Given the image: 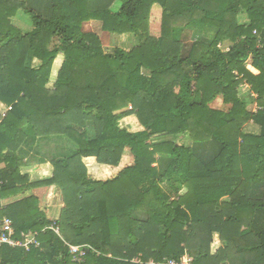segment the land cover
Returning a JSON list of instances; mask_svg holds the SVG:
<instances>
[{"label": "trees", "instance_id": "obj_1", "mask_svg": "<svg viewBox=\"0 0 264 264\" xmlns=\"http://www.w3.org/2000/svg\"><path fill=\"white\" fill-rule=\"evenodd\" d=\"M86 21L136 42L106 51ZM0 35V220L39 243L2 245L0 264H264V0H0ZM129 115L140 130L120 125ZM126 148L115 175L88 173L84 158L116 167ZM48 186L54 220L31 193Z\"/></svg>", "mask_w": 264, "mask_h": 264}, {"label": "rangeland", "instance_id": "obj_2", "mask_svg": "<svg viewBox=\"0 0 264 264\" xmlns=\"http://www.w3.org/2000/svg\"><path fill=\"white\" fill-rule=\"evenodd\" d=\"M117 6L116 5H114V7L113 8H116ZM155 8H156V6H155ZM154 7H152V15H151V23H153L152 24V27H153V30H154V28L155 27H158L157 26V22H159L160 20V18H161V13H162V10H161V8L159 9L158 7H157V9H155ZM22 14H18L15 18H14V20H15V23L17 24V26H19V27H21V29H24V30H30L33 26L31 25V23L29 22V19H28V16H21ZM243 21H244V16H242V18H241ZM82 30L83 31H94V32H99L100 33V35H101V40H102V43H103V47H105L104 49L106 50V51H108V49L107 48H114V47H119L118 46V44H119V41L122 39V37H120L118 34H116V33H109V32H105L104 34L102 33V30L100 29V25H99V23L97 22V21H86V22H83L82 23ZM155 32V31H154ZM153 32V33H154ZM1 36V35H0ZM136 36H134V38L130 35V36H128L127 38H125L124 40H123V42H126L125 44H123V45H121V46H124L123 48H128V46H129V43L130 42H132V41H136ZM131 44H133V43H131ZM120 45V44H119ZM218 47H220V48H224V45L223 44H220V45H218ZM33 62H34V64L33 65H36L37 64V62H38V60H36V59H34L33 60ZM61 62H62V56L60 55V56H58L57 58H56V60L54 61V64H53V68H52V75H51V78H50V80H49V83H48V87H52V85H53V82H54V77H55V75H56V73H57V70H58V68H59V66H60V64H61ZM102 68H104V65L102 66ZM105 69V68H104ZM248 88H249V86H246V85H242L241 86V89L239 90L240 91V93H243V94H247L248 93ZM176 91H178V87H176ZM249 96H251V95H249ZM246 97V99L248 98V96H245ZM248 99H250V98H248ZM210 105L211 106H213V107H217V108H222L223 110H228V107H229V105H227V104H224V103H222V99L221 98H216L215 100H213L211 103H210ZM6 108H7V106H5L4 104H2V103H0V117L1 116H3L4 114H5V110H6ZM249 108L251 109V110H253V109H255V105L254 104H249ZM127 122V123H126ZM120 125L122 126V127H126L127 129H130V130H139V129H141V126L139 125V123H138V121L135 119V116L134 115H130L129 117H127L126 118V120L124 121V118L123 119H121L120 120ZM249 126H251V124H248ZM245 126V125H244ZM133 130V131H134ZM173 132V131H172ZM172 132L170 133V132H167V133H165V134H156V135H151L150 136V140H152V141H154V140H157V139H160V138H163V137H166V138H174V137H172ZM179 136H182V134L181 133H178L177 134V136H175L176 138V140H180V137ZM184 142L188 145V144H190V142H189V140L188 141H186V140H184ZM95 158L93 159V162L95 163ZM133 161V157H132V154L130 153V151H129V149L127 148V149H124V151H123V154H122V157H121V161H120V164L121 165H128L129 163H131ZM47 165V164H46ZM120 165V166H121ZM45 167V166H44ZM42 169V168H41ZM87 170L88 171H91V175L93 176V177H103L104 178V175L103 174H98V172L96 171V172H94V170L91 168V166L89 165V167L87 168ZM90 173V172H89ZM32 175H33V177L30 175V177L32 178V179H35V178H40V176L42 177V175H40V173H38V172H32L31 173ZM40 175V176H39ZM44 175V174H43ZM183 192L185 191V189L184 190H182ZM30 192H27V193H25V195H27V194H29ZM37 193V192H36ZM41 197L43 196L42 194H39ZM45 196H46V194H45ZM19 197V196H18ZM54 197V199H55V196H53ZM147 199V196H145V200ZM43 205V204H42ZM44 206V205H43ZM42 207V206H41ZM46 207V206H45ZM43 208V207H42ZM50 208H52V207H50ZM46 209V208H45ZM49 209V208H48ZM49 212H51L50 210H48L47 211V215H49V217H50V215L52 214V213H49ZM56 216H57V214H56ZM57 218V217H56ZM55 217H54V219H56ZM53 219V220H54ZM59 228V227H58ZM59 233H60V231H59ZM221 245V241H220V239H219V237H218V235L216 234V233H214V235H213V240H212V244H211V247H212V249H217L219 246ZM77 246H79V247H85L84 245H77ZM71 250V249H70ZM134 260H138V258H135Z\"/></svg>", "mask_w": 264, "mask_h": 264}, {"label": "crops", "instance_id": "obj_3", "mask_svg": "<svg viewBox=\"0 0 264 264\" xmlns=\"http://www.w3.org/2000/svg\"><path fill=\"white\" fill-rule=\"evenodd\" d=\"M155 6H156V8H155ZM118 7V6H117ZM153 7L155 8V9H157V7L160 9V7L157 5V4H154L153 5ZM160 20V19H159ZM152 24L153 23H151V33L153 34V35H155V36H157L158 34H159V24H160V21L159 22H157L156 24H157V26L158 27H155L154 28V30H153V27H152ZM155 31V32H154ZM106 31H102V33L104 34ZM154 32V33H153ZM120 37H122V39L119 41V44H118V46L119 47H121V48H123L124 46H121V45H123V44H125L126 42H123V40L125 39V38H127L128 36H130V34H125V35H119ZM133 38H134V36L133 35H131ZM135 42L136 41H132V42H130L129 43V46L128 47H130L132 44L131 43H133V45L135 44ZM104 72L106 73V74H108L109 73V69H108V67H105V69H104ZM104 73V74H105ZM130 116V115H129ZM129 116H126V117H124V121L126 120V118L127 117H129ZM135 119H136V117H135ZM137 120V119H136ZM127 123V122H126ZM130 130V129H129ZM134 130V129H133ZM133 130H131V131H133ZM140 130V129H139ZM134 131H136V130H134ZM127 149V148H126ZM93 159H94V157H87V158H84V162H85V164L87 165V168L89 167V165L91 166V168L94 170V172H98V174H103L104 175V178L103 177H96V178H98V179H105V178H108V177H110V176H113V175H115L121 168H123L124 166H126V165H121L120 163H119V165L118 166H116V167H111V166H107V165H103V164H98L96 161H95V163L93 162ZM133 162V161H132ZM131 162V163H132ZM131 163H129V164H131ZM128 164V165H129ZM38 165H44V164H38ZM121 165V166H120ZM37 166V165H36ZM28 170V172L30 173V175L33 177V175L31 174L32 172H38V173H40V175H42V177H46V176H50L51 175V167H50V165H45V167H43L42 169H34V168H31V169H27ZM90 172V173H89ZM88 173L89 174H92L91 173V171H88ZM44 174V175H43ZM39 175V176H40ZM40 178H41V176H40ZM36 193V194H42L43 196L41 197L40 195H39V197H40V206H42L43 207V209L45 210V212H46V215H47V211L48 210H50L51 212H49V213H52L51 215H50V217H49V215H47V217H49L50 219H54V217L56 218L57 216H58V213H59V211H60V209H61V207H62V202H61V199H59V197H58V195L56 194V191H55V189H54V187H52V186H48V187H40V188H36V189H34V190H32L31 191V193ZM27 193V192H26ZM45 194H46V196H45ZM53 196H55V199H54V197ZM44 206H43V205ZM46 206V207H45ZM50 207H52V208H50ZM46 208V209H45ZM49 208V209H48ZM56 214H57V216H56ZM216 249H212V247H211V251L212 252H214Z\"/></svg>", "mask_w": 264, "mask_h": 264}, {"label": "built area", "instance_id": "obj_4", "mask_svg": "<svg viewBox=\"0 0 264 264\" xmlns=\"http://www.w3.org/2000/svg\"><path fill=\"white\" fill-rule=\"evenodd\" d=\"M220 45V44H219ZM50 227L58 234L59 228L56 225H50ZM14 228L12 226V222L9 218L3 217L0 220V247L4 244H8L10 246H18L28 249L30 245L38 246V241L36 240V236L31 232H22L20 235L23 239L14 238ZM71 249V250H70ZM87 248L79 247L77 245H69V252L73 254L74 258L77 261L82 259ZM152 264V262H150ZM166 264H192V257L188 253H184L180 257V259H168Z\"/></svg>", "mask_w": 264, "mask_h": 264}]
</instances>
